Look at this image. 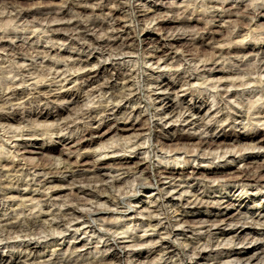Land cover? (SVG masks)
Wrapping results in <instances>:
<instances>
[{
    "label": "bare ground",
    "instance_id": "bare-ground-1",
    "mask_svg": "<svg viewBox=\"0 0 264 264\" xmlns=\"http://www.w3.org/2000/svg\"><path fill=\"white\" fill-rule=\"evenodd\" d=\"M93 1L98 0H69L59 12H54V7H57L55 0H0V8H9L10 11L16 12L14 15L16 19L40 14L46 20H62L69 15L84 17L90 10L87 4ZM106 1L108 0L99 1L100 9L105 7ZM164 2L166 1L154 0L149 3L145 1L135 8L138 12H148L157 6L166 7ZM192 4L196 7L199 4L205 7V10L192 11L196 14L194 21L201 24L200 27L196 26L198 36L188 31L192 27L191 21L193 20L190 21L184 17L164 18L163 16L164 19L157 20L159 22L156 26H150V28L144 25L145 29L143 28V31H147V35L157 33L156 30L159 31V29L164 31L169 29L165 34L157 33L159 37L151 38L145 45L147 50L144 53L148 54V61H154L153 64L157 65V68H166L170 65L168 61L174 58L170 56L178 52L179 43L186 42V50L183 49L174 60L183 62L184 65L189 66H187L189 69L176 68L177 70H174L172 74L177 82L168 78L162 80L154 78L153 72L143 73L140 57L136 59L139 64L136 69L134 65L129 69L114 65L113 61L120 56L132 57L137 54L138 57L142 50V42L145 41L138 35L141 19L138 21L135 17L132 0L119 1L117 6L110 9L109 21L99 22L78 18L79 20L72 23L50 27L55 39L63 41L62 45L67 42L69 46H75L76 51H69L73 58L72 65L79 66L85 71L74 77L71 74L67 75L63 65L48 62L45 66L55 67L51 84L60 83L61 89L69 88L68 84L77 83L78 80L76 90L53 92L49 84L37 90L40 95L34 97L33 90L20 88V85H25L33 80L32 78L21 77L18 82H7L9 91L0 92V102L4 105L11 103L18 107L12 113L0 112V126L6 125L12 129L16 123L34 120L39 122L34 127L36 129L38 127L37 131L43 132L42 136L45 131L50 133L49 136L46 135L47 140H58L57 143H61L64 147L69 146L64 148L66 150L70 148L80 150L81 147L87 146L89 151L81 157H75L73 152L69 151L65 154L63 163L58 166L53 162L58 148H50L45 145V142H38L37 137L41 135L31 128L23 127L22 130H14L13 135L6 139L0 138V179L5 178L0 183V207L8 198L12 202L15 198H20L19 196L26 198L29 191L25 192L21 186L29 185L26 182L28 177H31L30 181H33L40 176L38 184L42 187L47 184H60L57 185L58 188L54 187L55 191L60 190L63 184L72 185L70 194L63 195L58 192L57 195H51L48 198L51 200L50 205L67 202L65 208L47 213L42 212L41 209L40 215H34L31 212L25 218L11 216L0 223V236H8L10 239L13 234L22 233L23 235L24 233V237L30 235L32 237L41 225L42 228L48 224L49 227L66 228V230H69L70 225L75 231L83 228V233L87 234L89 239L90 234L105 237L104 241L97 239V243H102L105 251L112 252L109 257L101 258H89L79 253L77 260L75 259L76 262L71 257H60L58 254L56 256L52 254L47 259L42 244L46 247L50 244H58V237L51 235L50 240L45 242L29 237L23 240L24 247L18 257L4 259L0 261V264H73V262L77 264L80 259L78 257L82 258V261L80 260L82 264H264V241L259 242L262 238L258 237L256 228L248 221V218L258 221L264 218V210L254 211L250 206L242 209L239 207L236 213L229 210L230 206H236L234 201L244 203L245 199L252 200L259 194H264V161L258 159L260 150H264V129L260 128L264 126V106L256 104L253 108L249 107L252 111L250 110L251 113L248 115L250 111L246 112L234 103L241 104L238 99L248 93L251 94L252 91H238L230 87L234 84V76L250 72L247 68V70L241 69L240 65L245 66L252 63L254 71L264 74V49H262L264 36L261 38L251 36L254 41L249 45L245 43L247 36L242 40H236L242 31H249L255 24V20L262 16L264 4L261 2L260 7L247 6L243 4V0L240 2L201 0ZM186 5L188 6L185 4L179 7L178 4H173L167 8L174 10L184 7L183 12H191L188 10L190 6ZM207 9L212 11L208 12ZM121 16L127 19L132 17L134 25L123 24ZM224 18L229 19L228 26L222 24L225 22ZM211 21L219 23L217 27H237L238 31H227V44L214 45L208 40H216V34L223 35V31L215 30L216 26ZM109 29H112L110 34L107 32ZM101 32H106L107 36L101 37L102 35H99ZM256 33L262 35L263 31L257 30ZM1 38L0 50L6 51L5 56L13 58L22 55L26 57L30 52L37 55H49L52 50H56L54 45L44 48L18 42L5 43ZM100 58L110 59L112 62H101L97 68L90 67L92 60ZM220 59L229 60L230 64L238 68L221 67L218 64ZM191 63L194 64V68H191L193 72L190 71ZM25 70L21 67L20 73L23 75ZM148 70L153 71L152 68ZM216 73H221L223 76L213 78ZM103 76L105 79H100ZM118 79L123 80L120 85L115 82ZM199 80H203L200 84H205L207 81L214 82L210 86L214 88L213 92L218 99L215 110L203 90L191 91L188 94L192 98L204 96L201 97L200 106L188 103L178 106L170 98L172 94L181 91L184 92V99L187 96V90L183 89L184 85H194ZM251 81L256 82L255 79H250L247 82L241 81L239 84L241 86L250 85ZM65 82L67 84H64ZM160 90L167 92L169 97L163 99L165 95H160ZM261 91L264 93V89ZM85 95L87 98L100 95L104 101H101L98 107L85 106L75 111L69 106L61 105L54 107L56 111L30 106L31 102H38V105L43 102L44 105L49 106L61 100L66 103H77ZM158 100H160L159 103ZM142 102L145 103L144 107L141 106ZM127 105H129L128 108ZM209 113L211 119L206 121ZM51 118L54 122L46 125L44 122ZM246 120L247 123H245ZM40 122L44 123L43 128ZM109 124L114 126H110L106 131L105 128ZM239 127L245 129L246 132H237ZM227 128L232 132H226ZM32 138H34L33 141ZM6 145L10 148L7 152L4 149ZM236 148L237 150L234 151ZM249 149H258V151L246 152ZM9 153H12V157L7 156ZM33 153L42 154L46 157L45 161L38 163L34 162L35 158L26 157V154ZM152 153L164 154L169 160L177 159V155L184 156L183 163L187 165L191 162H205L214 159L226 163L223 167L191 165L189 167L191 170L182 168L177 170L174 167L162 165L161 161L160 166L154 169L151 165ZM110 154V159H102L104 155ZM236 154H239L238 157ZM97 156L99 158H96ZM17 157L25 162L16 161ZM237 159L244 163V168L233 165ZM78 167L83 168L77 169ZM15 185L18 188H15ZM152 186L158 187V195L150 204L141 206L140 208H143L141 211L131 206L130 200L133 196L140 194L142 188ZM184 193H190L191 196L186 198L183 196ZM212 193L218 196L213 197ZM9 194L13 196L9 197ZM14 194H18L17 197ZM233 198H235L234 201H232ZM29 199L33 201L36 198L30 197ZM102 199L106 202L105 206L98 204ZM93 201L96 204L95 208H93ZM175 201L187 209L180 210L179 208L173 211L172 215L168 206L171 203L175 206ZM80 204H91V208L83 210ZM26 207L28 206L24 205L21 211H26ZM122 207L127 208L126 210H133L129 220L133 218L135 222L140 223L141 228L153 230L160 227L158 238L153 239L152 236H146V229L141 231L144 234H132L125 230V225L118 226L120 223L118 219L88 218L99 212L118 213ZM202 208L211 210V215L195 214V210ZM50 216L52 219H49ZM57 218L60 221L55 223L54 220ZM82 218L86 220L80 221ZM38 219V222L42 224L37 225ZM210 222L212 223L209 224ZM219 223L228 224L225 228ZM136 225L135 223L134 226ZM184 225L186 226L183 227ZM227 226L230 228L228 229ZM174 227L177 229L175 230ZM177 235H185L187 240L180 242L176 238ZM228 236L229 241L234 243L247 242L254 245L251 250L231 247L221 251L215 250V247L222 244L220 239L223 238L224 241ZM3 241L5 242L6 239ZM84 246L86 243H83L81 248ZM73 248L71 253L80 249L78 245H74ZM208 248L211 250L207 252ZM23 251L26 252L24 257H22ZM156 253L161 258H156L157 255L152 258ZM39 258H44L43 263L36 262Z\"/></svg>",
    "mask_w": 264,
    "mask_h": 264
},
{
    "label": "rangeland",
    "instance_id": "rangeland-1",
    "mask_svg": "<svg viewBox=\"0 0 264 264\" xmlns=\"http://www.w3.org/2000/svg\"><path fill=\"white\" fill-rule=\"evenodd\" d=\"M67 1H69V0H55V2L57 3V7L56 6L54 7V12H59L60 9L62 8V6L65 5V2H67ZM73 1H77V0H73ZM99 1L100 0L93 1V2H90L87 4V6L89 7L90 10L84 17H79L77 15H69L62 20H57V19L46 20L45 17H41L40 14L27 16V17H24L22 19H16L14 17L16 12L10 11L9 8H7V9L6 8H0V37H2L1 39H3L5 43H16V42H18L20 44L39 46V47H44V48L45 47L49 48L50 46L54 45L55 49H56L55 51L52 50L51 54H49V55H44V54L37 55L36 53L30 52V54L26 55V57L25 56L22 57L23 55L21 54L22 56H17V57L15 56L14 58L9 57V56H5L6 51L4 52V50H0V92H3L4 90H8L7 89V87H8L7 82H10V81L18 82L21 77H26V78H32L33 80L26 83L25 85H20V88L24 87V88H27L29 90H33L35 92L34 97L39 96L40 94H38L37 92L41 88H43L44 86H48L49 84H51L53 72L55 71V67L50 68V66H45L48 62L60 64L61 66L63 65L64 69H66V71H67L66 72L67 75L71 74V76L74 75V77H76L77 75H80L81 73H83L84 70L82 68L80 69L79 66H73L72 65L73 58L71 57V54L69 53V51H71V52L76 51L75 46H69L67 42H65V44L62 45L63 41H57V39H55L54 34H53L54 32L50 30L51 29L50 27L56 26L57 24L72 23V22L79 20L81 18H83L82 20L87 19V20H93V21H99V22L100 21H109L108 13H109L110 9L117 6L119 1L126 2V0H108L105 3V7L100 9V2ZM145 1L147 3H149V2L154 1V0H132V5H133L132 7L135 9L134 10L135 17L138 21H139V19H141L139 21V27L140 26L141 27L138 30V35L141 39L145 40L142 42V45H141L142 50L140 51L138 57H137V54L132 55V57L120 56V58L114 60L113 63L116 67H120L122 69H129V68H131L132 65H134V68L136 69L139 67V64L136 61L140 57V66L142 67L143 73L145 72L146 74H148V73L150 74L151 72H153L152 75L154 78H159L160 80L168 78L169 80L176 81L175 76L172 74L174 72V70H177L178 68L180 70H184V68H186L187 70L189 69L188 68L189 66L184 65L183 62H180V61L175 62L176 56L179 55L180 53H182L183 49L186 50L185 49L186 42L183 41V42L179 43V47H177L178 52L174 53L170 56V57H172V56L174 57V58L172 57L173 59H170L168 61L170 63V65H168L166 68H164V67L163 68L162 67L157 68L158 66L153 64L154 61H148V59H149L148 54L144 53L147 50V47H145V45L148 41L151 40V38L157 39L159 37V35H157V33L165 34V32L167 30L169 31V29H166L165 31L162 29H159V31L156 30L157 33H153L152 35H147L146 34L147 31H143V28L145 26L146 27L147 26L148 27L156 26V24L159 22L157 20L164 19L166 17L167 18H175V17L183 18L184 17L187 20H190V21L193 20V21H191L192 27H190L188 29V31L190 33L194 34L195 36H198L199 35L197 33L198 27H196V26H199V25L201 26V24H197L194 21L196 14H194L192 11L205 10V7L200 6V4L197 5V7H196V5L192 4L194 2L198 3L201 0H165L166 2H164V3L167 6H171L173 4H178L179 7H182V6H185V4H188V6H190V8L187 5L186 6L188 7V10L191 12H183L185 10V9H183L184 7L182 8L183 10L179 9V8H175L174 10L173 9L171 10V9H168L167 6L166 7L157 6V8H153L151 11H148V12H138L137 8H135V7L138 6L141 2H145ZM229 1L231 2L233 0H229ZM234 1L240 2L242 0H234ZM127 2H128V0H127ZM261 2H262V4H264V0H243V4H245L247 6L251 5V6L260 7L262 5ZM92 9H94V12H92ZM131 11L132 10H130V12ZM207 11L210 12L212 10L207 9ZM144 13H145V15H144ZM263 14H264V12H262V16L258 17L255 20V24L252 26V28L249 31L248 30L242 31L240 33L241 35L236 40H242L243 37L247 36V38L245 39V43H247L246 45H249V44H252L254 41V38L251 36H259L260 38L263 37L264 36V16H263ZM163 16H164V18H163ZM121 18L123 19V21H122L123 24L126 23L127 25H131V26L134 25V21H133L132 17H130V18L128 17V19H127V18H124L123 16H121ZM154 19H155V21H154ZM224 19H225V22H223L222 24L224 26H228L229 19L228 18H224ZM211 23L216 26V28H214L215 30H222L223 31V35L222 34H216V36L214 35L216 37V40H214V39L208 40L210 43L213 42L214 45L227 44L228 43V41H227L228 32L227 31H233V32L238 31L237 27L220 28L219 26L217 27V25L219 23H217L216 21H211ZM253 29H254V31L251 32V30H253ZM257 30L263 31V34L262 35H260L258 33L255 34V31H257ZM107 32H108V34H110L112 32V29L107 30ZM105 34H107V33L101 32L99 35L100 36L102 35L101 37L107 36ZM144 48H145V50H144ZM262 49H264V45H262ZM86 55H87V53H86ZM91 58H92V56H91ZM225 60L220 59L218 64L224 68H229V67L238 68V67L233 66L232 63L230 64L229 60H226V62H225ZM101 62L110 63L112 61L110 59L108 60L106 58H100L99 60L94 59V60H92V66H90V67L97 68L99 66V63H101ZM193 65L194 64L191 63L190 69L192 67L194 68ZM21 67L26 69L23 73L24 76L22 75V73H20ZM32 67H34V69H31ZM239 67L241 69L245 68V70L249 69L250 72L249 73L244 72L242 75L238 74L239 76L238 75L234 76V80H235L233 82L234 84L233 85L231 84L232 86L230 85V87H232L233 90L235 89L238 91L244 90V91L248 92L250 90L249 92L252 91V93L251 94L248 93L247 95H244V97H240L238 99V101L239 102L241 101L240 102L241 104H238L237 102L234 104L238 107L243 108L244 110H246V112H249L250 110L252 111V109H249V107L253 108L254 106H256V104L264 106V104H263L264 93L261 91L264 89V74H259L256 71H254V65L252 63H249L245 66L240 65ZM149 68H152L153 71L148 70ZM190 71L193 72L194 70L191 69ZM222 76L223 75L221 73H216V75L213 76V78L217 79L218 77H222ZM103 77L100 79H102V80L105 79V77L104 78ZM250 79H253V80L255 79L256 82L251 81L250 83L248 82L250 85L246 84V85H242V86L239 84V82H241V81L247 82ZM257 79H258V81H257ZM122 81L123 80L118 79L115 82H117L116 84L120 85L122 83ZM194 81L196 82V80H194ZM202 81L203 80H199V82L194 84V85H184L183 89L187 90V92H186L187 96H185L184 99H183L184 92H181L180 91L181 89L179 90L180 92H177L174 95L172 94V96H170V98H172L173 102L178 106L186 105L187 103L188 104H197L200 106L201 105L200 101L204 96H194V98H192V96L188 95V94L191 91L194 92V91H198V90H203V92L205 91L204 93H205L206 97L209 98L213 110H215L217 107L216 104L218 103V99H217V95L214 94V92H213L214 88H212L210 86V84H212L214 82L207 81L205 84H200V82L202 83ZM229 82L231 83V79H229ZM78 83H79V81L77 80V83L75 82V83L68 84L69 88H62V89L60 88L61 87L60 83H52L53 85L51 84L50 88L52 89L53 92H65L68 89L74 91V90H76V88H77L76 86ZM64 84H67V82H65ZM159 94L165 95L163 99H166L167 97H169V95H167V92H162L161 90H160ZM256 98H258V99L256 100ZM101 101H104V98L100 97V95H98V97L97 96L96 97L91 96L90 98H87V96L85 95L77 103H66V101L64 102V100H61L58 103L51 104L49 106L44 105L43 102H40L39 105L37 104L38 102H31L32 104H30V106L31 107H38L39 106V108H49L52 111H56V108H54V107L57 105H61V106H69L70 108H72V110L75 111V110H78L81 107H85V106L98 107L102 103ZM159 102H160V100H158V103ZM232 102H234V101L232 100ZM141 106L144 107L145 103L142 102ZM244 106H246V107L244 108ZM17 107H18L17 105H11V103L4 105L3 102H0V112H11L12 113L15 111V109ZM128 107H129V105H127V108ZM230 111H232V110H230ZM251 111L249 112L248 115H250ZM210 117H211L210 113L207 114L206 121L210 120L211 119ZM33 121L24 122V123H16L12 126V129L10 128V126H6V125L4 127H3V125L0 126V138L6 139L9 136L13 135L14 130L19 131V130H22L23 127L25 129L31 128V130H34L35 132H38V134L41 135L43 132L41 130L37 131L38 127H37V129L34 127L37 124H39V122H37V121L33 122ZM53 122H54V119L51 118L50 120H48L44 123L46 125L47 124L51 125ZM44 123L42 122L40 124L41 127L43 126ZM245 123H247V120ZM112 125L113 124H109L105 128V130L107 131L109 129V127ZM18 126H20L21 128ZM260 128L264 129V126H261ZM229 130L230 129L227 128L226 132L231 133L232 131L231 130L229 131ZM239 131L242 133L246 132V130L242 129V127L237 128V132H239ZM46 135L49 136L50 133L45 131V134H43V136L41 135V136L37 137V139H38L37 141L40 143L45 142V145L50 147V148H52V147L58 148V151L54 154L55 160H53V162L58 166L63 163V159L65 157V154H67L69 151H72L75 157H81L82 155L86 154L89 151V148L87 146L81 147L80 150L76 149V148H70V150L69 149L66 150L64 148H68L69 146L64 147V145H61V143H57L58 140H56V138H54L56 141H51L50 139L47 140ZM17 138L19 140H21L20 137H17ZM33 140H34V138H32V141ZM4 149L6 152L9 151L10 150L9 145L8 146L6 145L4 147ZM0 150H1V148H0ZM143 150L145 151V149H143ZM143 150H142V152H144ZM236 150H237V148L234 151H236ZM34 151L36 152L37 150H34ZM256 151H258V149L246 150V152H256ZM218 152H220V150ZM238 155L239 154H236L237 157H238ZM7 156L12 157V153H9ZM178 156L179 155H177V159H175V160L174 159L169 160V158L164 154L152 153L151 165L154 169H156L160 166L161 161H162V165H167L168 167L171 166V167L176 168L177 170L179 168L187 170V169H189V167L191 165L197 166V167H199V166L200 167H207L209 165H211L212 167H215V166L223 167L226 163V162L225 163L221 162V160L214 159V160L205 161V162H201V161L191 162V164L187 165V164L183 163L184 162V156H179V157ZM26 157L35 158L34 162H38V163L44 162L45 161L44 159H46L45 156L43 157L42 154H38V153L26 154ZM132 157H134V155ZM96 158H99V156H97ZM110 158H111V154L107 155V156L104 155L102 157V159H104V160H108ZM258 159L260 161H264V150L263 149L260 150V154H259ZM16 161L22 162V163L25 162V160H22L19 157L16 158ZM218 161H220V162H218ZM0 164H1V162H0ZM233 165L236 167H239V168H244V166H245L244 163L240 162V160H238V159L235 160ZM0 168H1V165H0ZM81 168H83V167H78L77 169H81ZM189 170H191V169H189ZM138 175H140V174H138ZM39 178H40V176L37 177L36 180H33V181H30L31 177L26 178V182L29 185L21 186V188L23 190H25V192L29 191L26 198L19 196L20 198H15L14 202L9 201V200H11L9 198H8V200H6V202L5 201L3 202L2 206L0 207V223H2L4 220L8 219L11 216H20V218H23V217L25 218V216L27 217L31 212H32V214L37 215L40 213L41 209H42V212L47 213V212H52L55 210L59 211V210L65 208V204L67 202L65 204L60 202V203L56 204L58 206L50 205L51 200L48 198L51 195H57L58 192H60L59 194H63V195L70 194V188L72 185L63 184L62 188L60 190L55 191L54 187L57 185H60V184L53 183V184H47L45 187H42L40 184H38ZM4 180H5L4 177L2 178V180L0 179V183H1V181H4ZM97 185H99V183ZM14 187L18 188L16 185ZM57 188H58V186H57ZM155 188H157V189H155ZM157 190H158V187H156V186L148 187L146 189L142 188V192H140V194L138 193L137 195H135L131 198V200H130V204L132 203L131 206H133L136 209L138 208L141 211L143 209V208H140L141 206L150 204V202L153 200V198L155 199V197H157V195H158ZM30 192H32V193H30ZM38 192H40V193H38ZM45 194H47L48 196L47 195L45 196ZM228 194H229V192H228ZM17 195L18 194H14L15 197H17ZM189 195L191 196L190 193H184L183 194V196H185L186 198L190 197ZM212 195H213V197L218 196L215 193H212ZM8 196L12 197L13 194H9ZM30 197H34L36 199H33V201H32L29 199ZM54 197H52V198H54ZM234 200H235V198H233L232 201H234ZM104 201L105 200L102 199V200H100V202L98 204L105 206L106 202H104ZM175 202H176L175 206H172L173 205L172 203L169 204V206H168L170 213H172L173 211H175L179 208H180V210L187 209V207H184V206L181 207L180 204L177 203V201H175ZM234 202H236V206L235 207H233V206L229 207V210H232L233 213L238 212L237 210L239 209V207H240V209H242V208H245L246 206L252 207V210H254V211H258L259 209L264 210V194H259L255 198H252V200L245 199L244 203L237 202V201H234ZM24 205H26L28 207H26V211H21V208H23ZM94 206H96L95 202L93 203V208H95ZM151 206H152V204H151ZM28 208H30V210L27 211ZM80 208L83 210H88L89 208H91V204H80ZM126 209L127 208L122 207L121 208L122 211L119 210L118 213L117 212H114V213L99 212L97 214L91 215V217L88 216V218H94V219H100V218L108 219L109 218V219H114V220L118 219L120 222V223H118V226L120 225L119 227H121V226L123 227L125 225L124 226L125 230H128L130 233L132 232V234H144V232H141V231L146 229L147 230V232H145L146 236H152L153 239L158 238V230L160 229V227H157L156 229H153V230L151 228H148V229L147 228H141L139 226V224H140L139 222H135V220L133 218L131 219L133 222H131V220H129L131 215L133 214V210L132 209L126 210ZM196 213L197 214H204L205 213L204 215L210 216L211 210L208 211L207 208H202L200 210H195V214ZM173 214L174 213H172V215ZM161 218H163V217L161 216ZM49 219H52V217L50 216ZM83 220H86V219L82 218L80 221H83ZM38 221H39V219L37 220V225L42 224L41 222H38ZM54 221L56 223L60 220H59V218H57ZM248 221H249V223L254 225V227L256 228V231L259 234L258 237L262 238V240H260L259 242L263 243V241H264V234H263V232H264V218H261V220H259V221L248 218ZM135 223L137 224L136 226H134ZM211 223L212 222H210L209 224H211ZM163 224H165V220H163ZM219 224H220V226L225 227V225H227L228 223H219ZM41 226L35 231V233H34V235H32V237H31V235L28 237H24L23 236L24 233H23V235H22V233L17 234V235L13 234L12 235L13 237L11 236L10 239L8 236H7L8 238L4 235L0 236V244H1L0 245V261H2L4 259H10L13 257L14 258L18 257L20 255V252L22 251V249L24 247L23 246V240L24 239H28L29 237H31V238H33V240H40L41 242H45L46 240H50L51 235L57 236L59 240H58V244L57 243L50 244L48 247H46L45 244H42V249H43V252H45V254L47 256L46 257L47 259L52 254H54V256H56L58 254V256H60V257H71V259L73 258L72 260H75V259L77 260V255L79 253H82L83 256L89 257V258H101V257H109L111 252H112V251H105V248L102 247V243H99V244L97 243V239L104 241L106 239L105 237L102 238L98 234L91 236L93 234H90L91 238L89 239L88 235L87 234L85 235L83 233V228L79 231H75L74 228L71 227L70 225L68 226L69 230H66V228H62V229L58 228L57 229L54 227H49L48 224H46L43 228ZM185 226L186 225H184L183 227H185ZM247 226H249V224ZM174 228H175V230L177 229L176 227H174ZM227 228L229 229L230 227L227 226ZM156 230H157V232H156ZM178 234H180V233H178ZM203 237H205V235ZM87 238L89 239V241H85V240H87ZM176 238L180 242H184L185 240H187V237L185 235H177ZM2 239L3 240L6 239V241L4 242ZM82 240H84V242H82ZM95 241H96V243H95ZM83 243H86V246L81 248ZM220 243H222V244L217 248L215 247L214 248L215 250L221 251V250H225L226 248H230V247L234 248V249L248 248V250H251L252 246L254 245V244H248L247 242L244 244H237V242L234 243L233 241H229V236L224 241H223V238H221ZM74 245H78L80 247V249L75 251V253H71L74 250V248H73ZM177 247L181 248V246H178V245H177ZM142 248H144V247H142ZM210 250H211V248H208L207 252ZM25 253H26L25 251L22 252V257H24L26 255ZM224 253H226V251H224ZM155 255L158 256V253L154 254L152 256V258L155 257ZM78 258H80V259H79V262L77 264H82L83 263V262H81L82 258L81 257H78ZM156 258H161V256H158ZM23 259H22V261H23ZM76 260H75V262H76ZM43 261H44V258H39V259H37L36 262L43 263ZM113 262H115V261H113ZM15 264H21V263H15ZM73 264H75V263L73 262Z\"/></svg>",
    "mask_w": 264,
    "mask_h": 264
}]
</instances>
